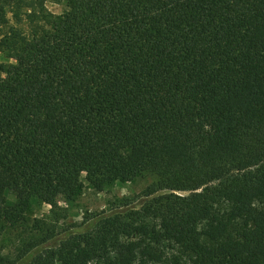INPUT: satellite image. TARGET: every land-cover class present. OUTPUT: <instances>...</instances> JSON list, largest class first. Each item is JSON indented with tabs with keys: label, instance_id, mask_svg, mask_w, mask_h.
<instances>
[{
	"label": "trees",
	"instance_id": "obj_1",
	"mask_svg": "<svg viewBox=\"0 0 264 264\" xmlns=\"http://www.w3.org/2000/svg\"><path fill=\"white\" fill-rule=\"evenodd\" d=\"M146 176L141 205L60 227ZM7 228L0 264H264V0H0Z\"/></svg>",
	"mask_w": 264,
	"mask_h": 264
},
{
	"label": "rangeland",
	"instance_id": "obj_2",
	"mask_svg": "<svg viewBox=\"0 0 264 264\" xmlns=\"http://www.w3.org/2000/svg\"><path fill=\"white\" fill-rule=\"evenodd\" d=\"M48 8L55 14L65 10V5L48 3ZM155 182L152 176L137 178L131 182L117 181L106 187L101 192H95L91 187H86L73 201H61L55 211L61 214L59 225L61 228L68 227L83 221L87 213L111 211L113 206L128 199L133 205H141L145 201L144 191ZM13 200L14 197L11 196ZM52 212V205L32 200L29 203L27 217L29 220L43 218ZM20 229L7 228L2 236L0 245L6 253L19 251Z\"/></svg>",
	"mask_w": 264,
	"mask_h": 264
}]
</instances>
